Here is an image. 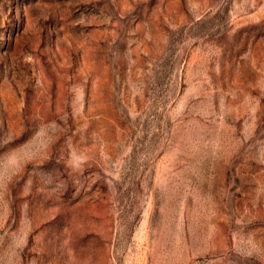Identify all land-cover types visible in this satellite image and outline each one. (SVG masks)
Masks as SVG:
<instances>
[{
  "label": "rangeland",
  "instance_id": "1",
  "mask_svg": "<svg viewBox=\"0 0 264 264\" xmlns=\"http://www.w3.org/2000/svg\"><path fill=\"white\" fill-rule=\"evenodd\" d=\"M0 264H264V0H0Z\"/></svg>",
  "mask_w": 264,
  "mask_h": 264
}]
</instances>
